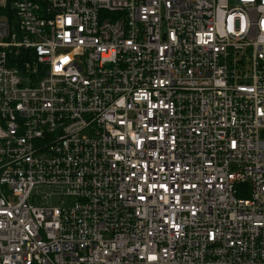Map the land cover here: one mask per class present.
Instances as JSON below:
<instances>
[{"label": "built area", "instance_id": "obj_1", "mask_svg": "<svg viewBox=\"0 0 264 264\" xmlns=\"http://www.w3.org/2000/svg\"><path fill=\"white\" fill-rule=\"evenodd\" d=\"M10 10L0 264H264V0Z\"/></svg>", "mask_w": 264, "mask_h": 264}, {"label": "trees", "instance_id": "obj_2", "mask_svg": "<svg viewBox=\"0 0 264 264\" xmlns=\"http://www.w3.org/2000/svg\"><path fill=\"white\" fill-rule=\"evenodd\" d=\"M12 0H6L5 6L2 7L0 6V16L1 15H7L6 17H10V4H11Z\"/></svg>", "mask_w": 264, "mask_h": 264}, {"label": "rangeland", "instance_id": "obj_3", "mask_svg": "<svg viewBox=\"0 0 264 264\" xmlns=\"http://www.w3.org/2000/svg\"><path fill=\"white\" fill-rule=\"evenodd\" d=\"M6 16L7 15H1L0 17H6ZM259 135H260L261 138H264V129L260 130Z\"/></svg>", "mask_w": 264, "mask_h": 264}]
</instances>
